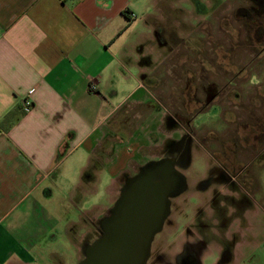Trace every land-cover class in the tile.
I'll return each mask as SVG.
<instances>
[{"label": "crops", "instance_id": "crops-1", "mask_svg": "<svg viewBox=\"0 0 264 264\" xmlns=\"http://www.w3.org/2000/svg\"><path fill=\"white\" fill-rule=\"evenodd\" d=\"M156 4L0 0V264H69L71 249L80 260L96 219L88 213L101 162L113 193L126 170L123 145L158 132L155 115L130 139H110L107 128L126 102L150 94L144 80L155 66L142 58L156 60ZM251 182L254 203L230 206L234 217L204 235L200 264H264V178L255 172Z\"/></svg>", "mask_w": 264, "mask_h": 264}, {"label": "rangeland", "instance_id": "rangeland-1", "mask_svg": "<svg viewBox=\"0 0 264 264\" xmlns=\"http://www.w3.org/2000/svg\"><path fill=\"white\" fill-rule=\"evenodd\" d=\"M155 12L157 16L152 21L159 42L156 60L151 55L142 58L149 68L155 66L150 78L144 80L150 94L138 88L136 95L146 94V98L126 102L110 118L107 128L110 139L117 134L130 139L137 126H142V131L148 129L147 124H152L155 115L158 132L138 133L147 139L123 145L126 170L117 175L113 193L114 179L101 162L104 170L90 198L94 207L88 214L96 215V219L92 233L85 236L88 243L99 235L98 220L109 213L125 179L149 160L169 158L165 156V144L179 137L184 128L190 129L197 140L217 132L216 140L223 138L220 144H229L227 148L231 147L232 139L227 136L232 128L237 136L233 144H264V134H257L264 113V0H157ZM135 87V83L129 87L125 84L122 95ZM232 112L236 118L233 125L226 123L231 121ZM168 114L179 121L178 128L166 127ZM199 145L194 143L189 150L190 168L182 171L184 168L179 166L188 178L189 190L173 198L170 216L154 236L146 264H168L183 242L198 232L192 219L198 199L190 195L196 196L192 191L194 184L206 172L207 164H216L214 159L218 156L213 145ZM75 232L78 235L82 230L76 227ZM67 255L69 264L78 263L76 250L71 249Z\"/></svg>", "mask_w": 264, "mask_h": 264}, {"label": "water", "instance_id": "water-1", "mask_svg": "<svg viewBox=\"0 0 264 264\" xmlns=\"http://www.w3.org/2000/svg\"><path fill=\"white\" fill-rule=\"evenodd\" d=\"M189 163V154L182 167ZM185 175L172 158L149 160L125 179L99 235L85 242L77 264H146L154 236L170 213L171 198L185 191Z\"/></svg>", "mask_w": 264, "mask_h": 264}, {"label": "flooded vegetation", "instance_id": "flooded-vegetation-1", "mask_svg": "<svg viewBox=\"0 0 264 264\" xmlns=\"http://www.w3.org/2000/svg\"><path fill=\"white\" fill-rule=\"evenodd\" d=\"M261 105L264 108V104ZM187 110L188 109L185 107V114L189 113ZM249 116L250 115H248L247 118H249ZM230 117L231 121H227L226 123L233 125V120H236L234 112H232ZM261 118L263 119V123L260 128V133L257 131V134L263 136L264 113L261 115ZM165 122L166 127L169 129L171 127V130H174L173 128H178L180 125L179 121L175 119L172 114H168V116L165 117ZM186 124L188 126L190 121L187 120ZM217 135H219L217 132H213L212 135L204 137L200 136V139L197 140L190 132V129L184 128L181 130L179 137L173 140L171 139L165 144V156L172 158L178 169H180L179 166H182L183 158L186 155L185 150L188 149L186 153L189 154V163L186 167H183L184 169L182 171L188 170L191 166L192 157L191 151L189 152V150L194 143L200 144L202 147H204V145H213V152L218 154L214 159L216 164H207V167L205 166L206 172L201 175L198 178V181L194 184L192 191L196 193V196L190 195L198 199V203L194 209L195 216L192 217L194 221L193 224L198 232L193 239L183 242L180 251L175 254L174 259L169 260L168 264H200V253L203 246L204 235L213 237L214 233L212 228L215 225L218 226L228 223V221L234 217L235 212L229 211L230 206L246 203L252 205L254 203L251 195L253 193L255 194V192L253 191L251 180L253 178V171L257 172V178L263 176L264 144H233L236 142L237 136L235 129L232 128L227 136L232 139L230 143L231 147L227 148L229 147V144H220V141H223L224 139L220 137L216 140ZM207 138H211L210 141H208ZM214 141L215 143L213 144ZM247 142L250 143V141ZM222 157L223 160L219 159ZM216 158L219 160L216 161ZM185 178L187 186L184 192L189 190V181L186 176ZM236 191L242 192V196L238 200H235L233 196V193ZM206 193L209 194L207 200L204 199ZM173 198H171L170 201V213ZM259 201L264 204V200H261L260 197ZM170 213L164 223L168 220ZM204 228L207 230V234H204ZM224 258H226L225 255Z\"/></svg>", "mask_w": 264, "mask_h": 264}, {"label": "built area", "instance_id": "built-area-1", "mask_svg": "<svg viewBox=\"0 0 264 264\" xmlns=\"http://www.w3.org/2000/svg\"><path fill=\"white\" fill-rule=\"evenodd\" d=\"M88 88H89V90H95L96 86H95V84L92 83L88 86ZM31 106H32V101L29 97L22 100V107L24 110L29 109Z\"/></svg>", "mask_w": 264, "mask_h": 264}]
</instances>
